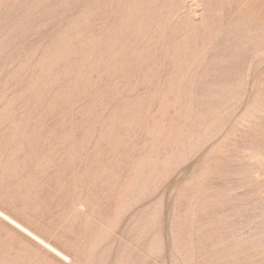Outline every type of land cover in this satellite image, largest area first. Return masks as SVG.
<instances>
[{
	"label": "rangeland",
	"instance_id": "374dc122",
	"mask_svg": "<svg viewBox=\"0 0 264 264\" xmlns=\"http://www.w3.org/2000/svg\"><path fill=\"white\" fill-rule=\"evenodd\" d=\"M0 264H264V0H0Z\"/></svg>",
	"mask_w": 264,
	"mask_h": 264
},
{
	"label": "bare ground",
	"instance_id": "6f19581e",
	"mask_svg": "<svg viewBox=\"0 0 264 264\" xmlns=\"http://www.w3.org/2000/svg\"><path fill=\"white\" fill-rule=\"evenodd\" d=\"M197 18V17H196ZM9 217V216H8ZM18 225V224H17ZM22 227V226H21ZM64 255V254H63Z\"/></svg>",
	"mask_w": 264,
	"mask_h": 264
}]
</instances>
